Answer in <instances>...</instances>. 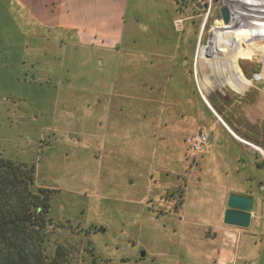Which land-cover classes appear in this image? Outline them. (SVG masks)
Wrapping results in <instances>:
<instances>
[{"label":"crops","instance_id":"1","mask_svg":"<svg viewBox=\"0 0 264 264\" xmlns=\"http://www.w3.org/2000/svg\"><path fill=\"white\" fill-rule=\"evenodd\" d=\"M7 3L56 82L50 135L35 138L49 139L44 167L90 193L57 219L92 227L99 264H264V117L202 89L195 36L161 12L143 20L140 1L130 24V0ZM198 130L201 153L187 143ZM50 187L53 208L62 187ZM232 194L254 198L248 228L225 223Z\"/></svg>","mask_w":264,"mask_h":264},{"label":"rangeland","instance_id":"2","mask_svg":"<svg viewBox=\"0 0 264 264\" xmlns=\"http://www.w3.org/2000/svg\"><path fill=\"white\" fill-rule=\"evenodd\" d=\"M7 1L0 0V155L22 163L24 162L22 161V149L29 151L28 148H30V158L34 157L33 151H36L33 159L36 158L39 166L41 165L39 173L36 170L38 185L50 190V185L56 184L62 187V190L53 198L51 217L58 222L68 224V230L62 233L60 228L58 233L68 237L66 240L71 247L74 245L78 248L81 243V252L78 255L79 264H99V257L96 255L95 243L91 235L93 234L92 227H84L81 223L65 217L62 221L57 219L63 213L62 202L67 203L72 198L83 200V195H90V193L81 181L63 182L57 177L58 174H51L44 167L46 159L44 152L49 151V139L47 138V135H50L49 88L56 82L50 77L51 71L47 70L51 64L50 60L41 58L35 60L37 55L31 52L32 41H25L27 40L26 33L30 36L29 24L22 22V30L19 29L20 23L14 18L15 13L10 10ZM138 1L141 6L148 7L137 13L143 20L154 15V11L157 16L158 12H161L173 22L177 32L182 35L195 36L198 42L196 72L204 91L213 89L214 91L231 92L235 102L238 100L251 118L264 117V64L260 61L264 59V29L255 27L252 29L260 37L256 38V45L240 41L241 36L231 27L235 20L236 10L239 8L233 1L226 5L224 0H137L135 4L133 0H130L127 16L129 24L134 23L136 19L135 5ZM257 1L260 2V0ZM238 2H240V8L248 10V16L242 17V20L249 19L256 26L264 25L263 4L262 6L258 4L259 6L256 7L253 4L254 0H238ZM247 2L252 5H246ZM152 7L153 10H151ZM223 8H226L230 14L229 24H225L223 20ZM249 8L253 9L249 10ZM217 42L221 54L229 52L230 58L222 55V64H217V80L213 82L210 76L211 55ZM240 48L248 50L253 60L241 58ZM258 53L260 55H257ZM41 54L39 52V55ZM234 54L240 57L238 63L247 78H244L242 73L240 74L239 70L233 67ZM227 74H230L228 78L225 77ZM25 118L28 120L26 126ZM22 129L29 134V137L25 135V138L30 147H27V142L22 140ZM41 133L47 135L43 136L44 139L35 142L36 136H40ZM33 145L34 148L31 147ZM24 163L35 165L29 162ZM206 182L208 183V180L204 181ZM223 196L222 193L221 197ZM99 249H102L101 245ZM92 254L97 256V261H94Z\"/></svg>","mask_w":264,"mask_h":264},{"label":"trees","instance_id":"3","mask_svg":"<svg viewBox=\"0 0 264 264\" xmlns=\"http://www.w3.org/2000/svg\"><path fill=\"white\" fill-rule=\"evenodd\" d=\"M52 193L35 165L0 155V264H79L81 243L71 247L68 224L51 217Z\"/></svg>","mask_w":264,"mask_h":264},{"label":"bare ground","instance_id":"4","mask_svg":"<svg viewBox=\"0 0 264 264\" xmlns=\"http://www.w3.org/2000/svg\"><path fill=\"white\" fill-rule=\"evenodd\" d=\"M231 1H233V3H235L237 5V7L239 8V9L236 10L235 20H234V23L231 26L232 29H234L235 32H237L241 36V40L239 39L240 41H242V42H245L246 41V42L252 43L253 45H256L255 40H256V38H260V37H258L259 34L256 33V32H254V31H252V29L254 27L257 28V29H260V28L261 29H264V25H257L256 26V25H253L249 21V19L242 20L241 19L242 17L248 16V10L245 11L242 8H240V6H239L240 5V2H238V0H224V2L226 3V5H228ZM253 4L256 7L259 6V5H261V4H263V7H264V0L263 1L260 0V2L257 1V0H254V3ZM246 5H252V4L250 2L249 3L247 2ZM251 9H253V8H249V10H251ZM239 50L242 51L241 54H240L241 55V58H246V59L253 60V58L251 57V55L249 56L248 50L246 51L244 48H240ZM223 54H221V50H220V47H218V42H217L216 48H215V50L213 51V53L211 55L210 76L212 77V81L213 82H215L217 80V74H218L217 64L218 63H220V65L222 64V60H221L222 55L223 56H229V58H230V53L229 52L223 53ZM257 55H260V54L258 53ZM233 57H234L233 58L234 59L233 67H235L236 69H238L239 70V73L240 74L242 73V76L244 78H247L246 75L244 74L242 68L240 67V65L238 63V59H240V57L237 54H234ZM260 61H261V63L264 64V59H260ZM263 70H264V67H263ZM229 76H230V74L229 75L227 74L225 77L228 78ZM263 79H264V77H263ZM221 80H223V79H221Z\"/></svg>","mask_w":264,"mask_h":264},{"label":"water","instance_id":"5","mask_svg":"<svg viewBox=\"0 0 264 264\" xmlns=\"http://www.w3.org/2000/svg\"><path fill=\"white\" fill-rule=\"evenodd\" d=\"M225 24H229L230 14L226 8L222 9ZM255 201L253 197L232 194L228 200V210L225 223L241 228H248L253 217Z\"/></svg>","mask_w":264,"mask_h":264},{"label":"built area","instance_id":"6","mask_svg":"<svg viewBox=\"0 0 264 264\" xmlns=\"http://www.w3.org/2000/svg\"><path fill=\"white\" fill-rule=\"evenodd\" d=\"M218 119L222 120L219 116ZM209 139L210 134L208 132L198 130L196 134L188 137L187 143L194 152L201 153L207 147Z\"/></svg>","mask_w":264,"mask_h":264}]
</instances>
